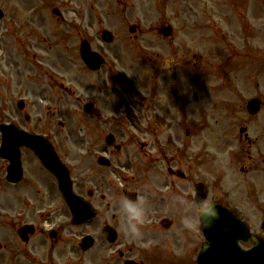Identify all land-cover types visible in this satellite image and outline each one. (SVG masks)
Segmentation results:
<instances>
[{
    "label": "rangeland",
    "instance_id": "374dc122",
    "mask_svg": "<svg viewBox=\"0 0 264 264\" xmlns=\"http://www.w3.org/2000/svg\"><path fill=\"white\" fill-rule=\"evenodd\" d=\"M0 6L7 13L3 32L14 33L10 38L11 50L21 52L24 69L35 65L34 72L41 80L39 89L46 79H52L55 85L56 81L63 82L73 92L64 106L69 116L75 114L68 127L71 142L63 151L69 168L84 167L79 151L82 137L79 122L85 116L86 102L100 97L99 82L105 73H111L107 66L99 75L86 72L80 57L81 43L86 40L95 51L104 50L118 70L127 74L121 80L127 82L117 81L129 87L132 84L139 92L133 103L128 104V112L139 116L140 122L151 102L149 114L173 121L174 130L180 131L183 140L214 146L220 156L228 154V171L202 170L200 176L205 175L210 181L218 199L240 210L245 220L263 232L264 108L259 116L251 118L246 107L254 98L264 101V0H0ZM54 10H59L62 16L56 17ZM80 21L84 28L75 27H80ZM131 26L137 28L134 35L129 32ZM165 26L173 28L172 38L158 34ZM105 30L115 35L112 45L101 42ZM31 45L37 47L31 49ZM173 88L179 91L176 98L171 94ZM31 89L34 90L32 86ZM54 94L52 91L46 94L51 103L47 102L50 116L56 112L55 106L62 104V95L54 98ZM27 98L32 102L31 95ZM34 104L28 103L25 113L31 117L30 124L22 114V128L35 133L50 129L51 122L46 118L40 121L39 116L32 114ZM109 107L118 108L120 103L111 99ZM183 111L188 119L182 116ZM1 115L0 111V124ZM154 121L160 130H165L161 121ZM142 124L112 126L115 130L109 132L131 142L130 131L138 134L141 143L153 140L151 133L157 134L154 127ZM242 128L248 129L251 148L241 142ZM64 143L62 140L61 146ZM134 150L131 148L129 152L133 159L137 156ZM127 155L121 158L125 160ZM249 155L255 161L253 168ZM24 161L29 175L39 170L36 167L39 164L29 153ZM4 166L0 160V193L5 191ZM91 168L96 170L93 159ZM242 168L257 172L247 176ZM11 194L7 190L4 193L7 196L4 204L9 209L16 205ZM5 233L6 240L12 239L9 232ZM5 237L0 228V242ZM0 264H4L1 259Z\"/></svg>",
    "mask_w": 264,
    "mask_h": 264
},
{
    "label": "flooded vegetation",
    "instance_id": "af4514ba",
    "mask_svg": "<svg viewBox=\"0 0 264 264\" xmlns=\"http://www.w3.org/2000/svg\"><path fill=\"white\" fill-rule=\"evenodd\" d=\"M3 50L4 42L0 39V53ZM11 77L15 78L19 90L23 84L22 74L17 70ZM6 79L7 76L2 75L0 91L6 92ZM129 95L124 86L106 87L101 93L105 106L96 104V114L89 115L93 124L96 127L126 125L131 114L125 112L127 106L124 99L131 103ZM110 98H117L120 107H109ZM106 108L113 114L108 115ZM145 120L151 121L149 118ZM132 121L134 123V119ZM98 132L101 134L99 127ZM178 144L180 151L176 154L163 141L144 145L143 149L150 152L146 156L147 163L153 166L159 164L162 170L146 166L145 170H124L129 175L123 177L121 184L118 183L119 170H69L76 194L97 210L98 217L89 225L78 227L73 224L72 214L58 190L56 179L46 170L43 171L48 177L39 176L33 183L16 185L11 197L24 205L15 215V220H7L3 216L4 220L0 222L4 237L5 232L14 237L8 243L11 245L6 243L2 248L4 260L10 264H126L128 261L134 264H198L205 238L200 231L191 232L184 228L181 223L183 209L176 196L179 193L185 196L196 193V185L202 182L208 186V197L217 201L213 187L207 178H201L204 175L200 176V171L216 170L215 165H220V158L216 157L214 146L200 152L199 149L193 151L194 145H184L181 141ZM115 148L116 143L113 147L100 145L95 147V152L114 161ZM126 167L137 168L131 160L127 161ZM124 195L144 202V223L140 234L135 237L123 230L125 218L120 213L119 201ZM224 206L232 209L227 204ZM233 212L244 222L247 221L237 209ZM247 222L251 232L258 239H263L260 229ZM27 225L35 227V234L28 244H24L18 230ZM107 226L113 227L118 234L113 245L103 237ZM86 235L93 236L94 247L82 252L81 244ZM240 247L249 250L252 245L240 242Z\"/></svg>",
    "mask_w": 264,
    "mask_h": 264
},
{
    "label": "water",
    "instance_id": "95a60500",
    "mask_svg": "<svg viewBox=\"0 0 264 264\" xmlns=\"http://www.w3.org/2000/svg\"><path fill=\"white\" fill-rule=\"evenodd\" d=\"M133 30L134 29H132V31ZM160 33L166 37H169L172 34V29L165 28L161 30ZM104 38L108 43L113 41L112 36L108 33H105ZM83 55L85 61L92 70H98L101 67L102 60L91 54L88 47L84 48ZM261 105L262 103L259 100H253L250 102V113L253 115L257 114L261 109ZM2 130L6 135V139L4 140L0 157L11 162V166L9 168L10 179H15L16 174H19V176L21 175L22 164L20 148L23 146H28L35 151L44 165L54 174H56L61 179V181H63L61 177L63 176V170H65V168L58 160L52 148L45 141H41L42 139L17 132L11 127L2 128ZM229 237L233 238L231 235H229ZM209 240L211 244L205 245L201 255L200 264H226L225 256L222 254L224 246V233L217 232L214 237L211 239L209 238ZM255 253L258 259L257 264H264V243L256 242V248L251 253V255H248L251 256L250 258L253 260L252 264H255Z\"/></svg>",
    "mask_w": 264,
    "mask_h": 264
},
{
    "label": "clouds",
    "instance_id": "9594fccd",
    "mask_svg": "<svg viewBox=\"0 0 264 264\" xmlns=\"http://www.w3.org/2000/svg\"><path fill=\"white\" fill-rule=\"evenodd\" d=\"M176 200L183 209L181 223L188 231L202 232L221 219V208L206 193L203 195L194 193L188 196L179 193ZM119 209L125 218L123 230L130 236H138L145 218L144 202L124 195L119 201Z\"/></svg>",
    "mask_w": 264,
    "mask_h": 264
},
{
    "label": "bare ground",
    "instance_id": "6f19581e",
    "mask_svg": "<svg viewBox=\"0 0 264 264\" xmlns=\"http://www.w3.org/2000/svg\"><path fill=\"white\" fill-rule=\"evenodd\" d=\"M261 82H262V80H261Z\"/></svg>",
    "mask_w": 264,
    "mask_h": 264
}]
</instances>
